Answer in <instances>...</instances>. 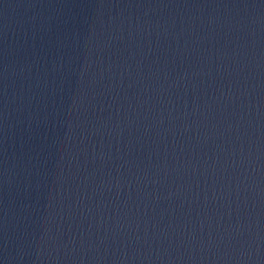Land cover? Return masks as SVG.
<instances>
[{
	"label": "water",
	"instance_id": "water-1",
	"mask_svg": "<svg viewBox=\"0 0 264 264\" xmlns=\"http://www.w3.org/2000/svg\"><path fill=\"white\" fill-rule=\"evenodd\" d=\"M0 264H264V0H0Z\"/></svg>",
	"mask_w": 264,
	"mask_h": 264
}]
</instances>
